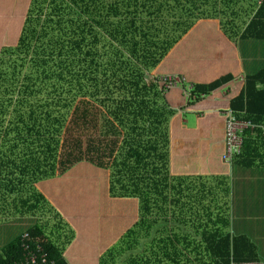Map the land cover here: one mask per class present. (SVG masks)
Masks as SVG:
<instances>
[{
	"label": "trees",
	"instance_id": "obj_1",
	"mask_svg": "<svg viewBox=\"0 0 264 264\" xmlns=\"http://www.w3.org/2000/svg\"><path fill=\"white\" fill-rule=\"evenodd\" d=\"M243 40H264V0H0V220L34 222L0 264H27L24 244L54 264L256 261L227 231L226 175L189 168L222 161L228 110L254 126L233 163L264 146V68L238 82Z\"/></svg>",
	"mask_w": 264,
	"mask_h": 264
},
{
	"label": "crops",
	"instance_id": "obj_2",
	"mask_svg": "<svg viewBox=\"0 0 264 264\" xmlns=\"http://www.w3.org/2000/svg\"><path fill=\"white\" fill-rule=\"evenodd\" d=\"M236 48L234 54L239 70L238 82H244L245 76L255 74L264 68V40H243L236 45ZM243 64L246 65V73ZM174 90L179 91L180 89L175 87L172 91ZM227 93L228 89H224L222 92L207 96L204 101L214 102L225 99ZM195 104L185 109V102H183L175 108L177 115L186 116L185 122L188 129H195L198 123L197 117L202 114L196 109ZM189 117L194 118L195 124L188 122ZM260 148L262 149L249 155L247 159L236 161L233 164H226L221 159H215V157L219 158V151L214 150L212 155L202 158L194 154L192 166L189 167L191 173L195 175L197 173L205 177L226 175L230 181L229 219H232L230 235L246 238L254 247L257 259L254 262L245 263H264V146L260 144Z\"/></svg>",
	"mask_w": 264,
	"mask_h": 264
},
{
	"label": "built area",
	"instance_id": "obj_3",
	"mask_svg": "<svg viewBox=\"0 0 264 264\" xmlns=\"http://www.w3.org/2000/svg\"><path fill=\"white\" fill-rule=\"evenodd\" d=\"M261 3L263 0H258ZM160 82L163 83L164 91L171 90L184 82L183 78H180L176 75H167L160 77ZM191 90V86L188 87V91ZM226 117V125L224 132V144L225 152L222 156V161L226 164H232L233 161L241 154L242 145H243V133L247 129H253L254 126L249 122L242 121L236 117L232 110L224 112ZM28 234H23L22 240H26ZM24 251L26 252V263L37 264V261L40 264H54V262H48L46 254L40 247H36L35 251L29 249V246L24 244ZM40 253V258L38 260L36 254ZM231 264H264V263H235Z\"/></svg>",
	"mask_w": 264,
	"mask_h": 264
},
{
	"label": "rangeland",
	"instance_id": "obj_4",
	"mask_svg": "<svg viewBox=\"0 0 264 264\" xmlns=\"http://www.w3.org/2000/svg\"><path fill=\"white\" fill-rule=\"evenodd\" d=\"M243 66H244V72L246 73L247 72L246 65L243 64ZM188 122L190 124H193L195 122V120L193 117H189ZM228 186H229L230 191H231L230 181L228 183ZM230 198H231V195H230L229 201L227 203V206H229V208H230ZM228 214H229V212H228ZM228 220H229V228L227 229V231L229 233H231L232 219H228ZM32 225H34V222L28 221L27 219H23L22 221H19V222H18V219H2V220H0V249L4 245L9 243L17 235L26 232V230L28 228H30Z\"/></svg>",
	"mask_w": 264,
	"mask_h": 264
}]
</instances>
